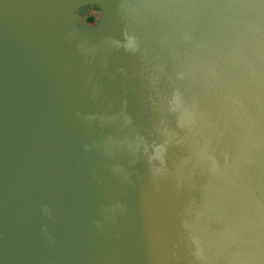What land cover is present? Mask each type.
<instances>
[{
	"label": "water",
	"instance_id": "1",
	"mask_svg": "<svg viewBox=\"0 0 264 264\" xmlns=\"http://www.w3.org/2000/svg\"><path fill=\"white\" fill-rule=\"evenodd\" d=\"M0 264H264V0H0Z\"/></svg>",
	"mask_w": 264,
	"mask_h": 264
},
{
	"label": "rangeland",
	"instance_id": "2",
	"mask_svg": "<svg viewBox=\"0 0 264 264\" xmlns=\"http://www.w3.org/2000/svg\"><path fill=\"white\" fill-rule=\"evenodd\" d=\"M91 10H95L92 12ZM103 12L99 11L97 8H83L79 11L78 16L75 18V24L79 28L94 26L96 23H88L87 18L89 16H94V20L98 21L100 17H103Z\"/></svg>",
	"mask_w": 264,
	"mask_h": 264
},
{
	"label": "bare ground",
	"instance_id": "3",
	"mask_svg": "<svg viewBox=\"0 0 264 264\" xmlns=\"http://www.w3.org/2000/svg\"><path fill=\"white\" fill-rule=\"evenodd\" d=\"M105 24V18L104 17H100L99 20H98V23L93 26V27H90V28H84V30L88 33H97L100 31V29H102V27L104 26Z\"/></svg>",
	"mask_w": 264,
	"mask_h": 264
},
{
	"label": "trees",
	"instance_id": "4",
	"mask_svg": "<svg viewBox=\"0 0 264 264\" xmlns=\"http://www.w3.org/2000/svg\"><path fill=\"white\" fill-rule=\"evenodd\" d=\"M93 20H94V16H89V17L87 18V22L92 23Z\"/></svg>",
	"mask_w": 264,
	"mask_h": 264
}]
</instances>
